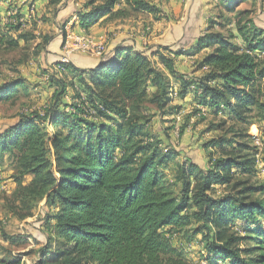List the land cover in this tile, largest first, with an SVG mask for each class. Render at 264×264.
<instances>
[{"label": "trees", "instance_id": "obj_1", "mask_svg": "<svg viewBox=\"0 0 264 264\" xmlns=\"http://www.w3.org/2000/svg\"><path fill=\"white\" fill-rule=\"evenodd\" d=\"M224 1L226 10L234 12L231 0ZM126 4L150 15L160 11L145 0ZM115 5V0H106L78 13L79 28L88 32ZM207 24L188 50L133 51L118 44L91 69L61 65L69 82L57 73L47 76L54 101L43 116L30 113L0 129V166L5 157L14 158L20 175L32 177L24 197L44 200L50 211L45 220L50 237L39 249L38 264H159L163 257L178 255L168 235L191 223L189 240L199 239L206 264H264V200L251 199L264 195V185L247 183L264 171L258 149L219 139L209 144L220 156L209 168L192 162L180 167L175 153H162L161 140L142 132L147 121L130 119L125 109L127 103L145 100V88L154 91L151 102L163 109L170 103V78L181 101L188 98L203 115L253 122L258 136L252 139L264 143V23L249 20L227 35L215 31L218 22ZM64 36L62 31L58 37L61 46ZM202 52L193 72L178 71L176 58ZM57 66L53 64V71ZM24 87V80L2 84L0 100L13 98ZM68 90L77 105L64 101ZM84 106L99 120L84 119ZM170 166L181 185L178 193L168 182ZM215 186H231L234 193L215 197ZM243 242L251 246L240 249Z\"/></svg>", "mask_w": 264, "mask_h": 264}, {"label": "rangeland", "instance_id": "obj_2", "mask_svg": "<svg viewBox=\"0 0 264 264\" xmlns=\"http://www.w3.org/2000/svg\"><path fill=\"white\" fill-rule=\"evenodd\" d=\"M21 1L23 0H13L8 14L0 9V86L14 80H24L26 86L18 89L13 98L0 100V129L30 113H40L43 116L45 109L51 107L54 100L51 89L47 88V76H53L55 71L48 62L55 58L59 61L62 56L61 43L59 48L56 47L62 31L85 33L94 44L88 54L73 55V63L76 56L84 59L102 58L110 43L119 41L120 44V38L140 39L146 45L143 47H150L149 49L157 50L163 46H179L178 48L183 49L198 34L203 33L209 21L218 22L215 31H221L224 35L228 34L227 31H235L236 27L243 26L249 20L264 23V0H231L229 6L234 9L231 13L226 10L227 2L224 0H202L207 6V20L202 29L199 21L201 0H145L160 10L155 15L133 10L126 4V0H115L112 12L105 14L88 32H84L78 26V13L101 6L106 0H97L94 4H90L92 0ZM18 15L21 17L17 18ZM10 24L13 27L20 25V28L8 29ZM98 51L101 55H98ZM160 53L167 56L162 50ZM203 55L204 52L196 57L176 58L178 71L193 72L194 64ZM262 60L264 61V55ZM151 61L159 71L166 74L158 57L151 58ZM57 77L69 82L66 74L62 73ZM168 80L170 103L163 106V109L151 102L154 97L151 88H145V100L136 105L127 103L125 106L130 119L141 124L147 121L141 126L142 132L153 141L161 140L159 147L162 153H175V163L180 167L192 162L206 169L210 167V161L220 157L218 149L209 144L226 139L247 144L250 148L255 147L259 153L257 158L264 157V143L252 139L258 136L253 122H235L227 114L216 117L206 113L203 115L188 98L181 101L178 86L173 79ZM67 93L70 96L65 97L64 101L77 105V102L71 100L72 91L68 90ZM84 107V119L99 120L98 114H93L91 109ZM69 111L70 109L66 110ZM47 128L52 132L50 126ZM167 171L168 182L173 186L174 193H178L181 185L176 180L174 167L170 166ZM259 171L247 182L249 185H264V173ZM31 180L30 175H20L14 158L3 159L0 166V263L8 264L13 259H19L21 264H38L39 249L50 237L49 229L45 226L46 216L50 211L45 206V201L24 197L23 188L28 187ZM239 180L238 178L236 181ZM213 190L215 197L234 193L231 186H215ZM251 199L264 200V195L254 194ZM192 229L191 223L183 230L168 235L170 244L178 255L163 257L159 264H206L202 258L204 250L198 243L199 239L189 240ZM250 246V242H243L239 247L246 249Z\"/></svg>", "mask_w": 264, "mask_h": 264}, {"label": "crops", "instance_id": "obj_3", "mask_svg": "<svg viewBox=\"0 0 264 264\" xmlns=\"http://www.w3.org/2000/svg\"><path fill=\"white\" fill-rule=\"evenodd\" d=\"M13 0H1L0 1V9L2 10V12H5V9L10 5V3L12 2ZM20 1V0H19ZM24 1V0H23ZM21 1V2H23ZM201 3V16H200V24H201V29L202 25H204V22L207 20L206 18V8L207 6L205 5V2L204 1H200ZM8 14V13H7ZM206 28V27H205ZM205 30V29H204ZM204 32V31H203ZM201 34H198L196 38H194L190 44H188L185 48L181 49V50H188L191 45L194 43V41L200 36ZM124 40V41H123ZM61 43V40L59 39V43L56 44V47H58ZM119 44V41H112L109 45V47L107 48V54H109L112 50H114V48H116L115 46ZM120 46L121 47H129L131 46L133 48V51H136V50H139V51H144V50H147L149 49L150 47H143V46H146L145 43H141V40L140 39H128V38H120ZM164 47V46H163ZM179 46H171V47H168L169 49H174V48H178ZM55 48V47H53ZM59 48V47H58ZM104 55V56H105ZM103 56V57H104ZM102 58H90V59H84V57H80V56H76V58L74 59L73 61V64L77 67V68H80L82 70H88V69H91L92 67H94L96 64H98L102 59ZM180 58V57H179ZM58 58H55L53 61H49L48 62V65H53L55 63H57L58 61ZM70 95L68 94L66 96V98H68ZM264 173V171H263Z\"/></svg>", "mask_w": 264, "mask_h": 264}, {"label": "built area", "instance_id": "obj_4", "mask_svg": "<svg viewBox=\"0 0 264 264\" xmlns=\"http://www.w3.org/2000/svg\"><path fill=\"white\" fill-rule=\"evenodd\" d=\"M94 44L92 39L89 38L85 33L76 34L70 32L69 30L65 31L64 41L62 44L63 51L62 56L59 59L58 63L60 66H57L54 71L57 75H61L62 68L61 65H67L71 63V57L76 54H88L90 52L91 47ZM98 55H101V52L98 51ZM202 114H204V110H201Z\"/></svg>", "mask_w": 264, "mask_h": 264}]
</instances>
